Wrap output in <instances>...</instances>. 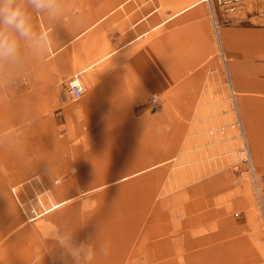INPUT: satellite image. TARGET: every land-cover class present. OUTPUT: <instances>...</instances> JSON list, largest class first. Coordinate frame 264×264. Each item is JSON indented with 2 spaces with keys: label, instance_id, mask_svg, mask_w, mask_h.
<instances>
[{
  "label": "rangeland",
  "instance_id": "rangeland-1",
  "mask_svg": "<svg viewBox=\"0 0 264 264\" xmlns=\"http://www.w3.org/2000/svg\"><path fill=\"white\" fill-rule=\"evenodd\" d=\"M183 4L32 13L47 51L0 69V264H264V20L152 28ZM119 47L75 98L74 61Z\"/></svg>",
  "mask_w": 264,
  "mask_h": 264
},
{
  "label": "clouds",
  "instance_id": "clouds-1",
  "mask_svg": "<svg viewBox=\"0 0 264 264\" xmlns=\"http://www.w3.org/2000/svg\"><path fill=\"white\" fill-rule=\"evenodd\" d=\"M33 12L55 20L60 14L59 0H0V69L22 66L24 48L39 54L47 51L50 37L34 30Z\"/></svg>",
  "mask_w": 264,
  "mask_h": 264
},
{
  "label": "built area",
  "instance_id": "built-area-1",
  "mask_svg": "<svg viewBox=\"0 0 264 264\" xmlns=\"http://www.w3.org/2000/svg\"><path fill=\"white\" fill-rule=\"evenodd\" d=\"M203 1L205 2V4H207L214 19L215 18L217 19V20H214L213 27H214L216 35L218 36L220 33L219 32L220 23L218 19V12L221 13L226 18H229L230 15L237 14L241 11V9H244L245 13H249V14L255 13V15L261 17L264 20V0H203ZM70 92L75 98H78L82 94V87L79 84H72L70 88ZM240 123L241 122L239 121V119H237L236 124H240ZM240 127H241V124H240ZM14 193H15L16 199L20 203L21 201L18 198L15 191ZM21 206L23 205L21 204ZM41 207L43 210L45 206L41 204ZM41 207H40V210H41Z\"/></svg>",
  "mask_w": 264,
  "mask_h": 264
},
{
  "label": "bare ground",
  "instance_id": "bare-ground-1",
  "mask_svg": "<svg viewBox=\"0 0 264 264\" xmlns=\"http://www.w3.org/2000/svg\"><path fill=\"white\" fill-rule=\"evenodd\" d=\"M182 2H184V4L182 6H178L179 8H177L171 15H169L166 19L163 20V22L159 23V24H156L154 25L152 28L153 29H156L158 27H160L162 24L166 23L167 21L171 20L172 18L176 17L177 15L179 14H182L184 13L185 11L193 8L194 6L200 4L201 2H203V0H182ZM178 3H179V0H178ZM122 6V5H121ZM242 10V9H241ZM147 33V32H145ZM145 33H143L142 35H144ZM141 35L137 36L136 38L132 39L131 41L125 43L122 47L130 44L131 42H133L135 39L139 38ZM94 43L92 39L88 38L86 39V43L88 46L90 44ZM95 45V44H93ZM83 46V45H82ZM119 49H121L120 47L119 48H116V49H113V50H110V51H106L104 53H102L98 60L95 61V62H92V63H89V64H82V62H76L74 61V66L75 67H80L79 70H77L75 72V75L74 77L72 78V81L76 84H79L80 86H84V84H89V83H92L95 81L96 79V72H95V65L102 61V64L104 63L107 64V66H112L114 65V59L116 58L117 54H118V51ZM93 50H96L98 51L99 50V46L96 45L94 47ZM96 63V64H95ZM81 65V66H80ZM81 73H84L82 74V76L80 75ZM234 92H236L234 90ZM223 93V91H222ZM230 96V95H229ZM215 100V99H213ZM200 115V114H199ZM200 117V116H199ZM237 135V134H236ZM240 150V149H239ZM240 156V154H239ZM263 248V254H264V246L262 247Z\"/></svg>",
  "mask_w": 264,
  "mask_h": 264
},
{
  "label": "crops",
  "instance_id": "crops-1",
  "mask_svg": "<svg viewBox=\"0 0 264 264\" xmlns=\"http://www.w3.org/2000/svg\"><path fill=\"white\" fill-rule=\"evenodd\" d=\"M204 2V1H203ZM210 11V10H209ZM240 13H245V10L244 9H242L241 11H240ZM240 13H237L238 15L240 14ZM210 16H211V18H212V22H213V26H214V20H217L216 18L214 19V17L212 16V14H211V11H210ZM261 18V17H260ZM262 19V18H261ZM170 21V20H169ZM168 22V21H167ZM166 22V23H167ZM165 24V23H164ZM220 27V26H219ZM220 30V29H219ZM262 32H264V31H261L258 35H259V38H262L263 39V34H261ZM217 38H219V36L217 35ZM264 40V39H263ZM220 42V41H219ZM233 86V85H232ZM82 87V86H81ZM20 184H22V183H20Z\"/></svg>",
  "mask_w": 264,
  "mask_h": 264
}]
</instances>
